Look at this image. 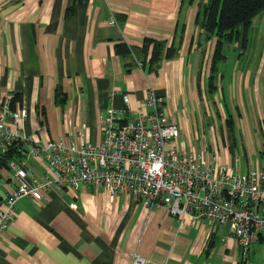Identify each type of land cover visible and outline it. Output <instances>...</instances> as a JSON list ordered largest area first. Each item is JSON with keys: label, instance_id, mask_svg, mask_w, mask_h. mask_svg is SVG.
Returning <instances> with one entry per match:
<instances>
[{"label": "crops", "instance_id": "crops-1", "mask_svg": "<svg viewBox=\"0 0 264 264\" xmlns=\"http://www.w3.org/2000/svg\"><path fill=\"white\" fill-rule=\"evenodd\" d=\"M195 6L196 0H0V99L11 93L24 103L25 129L38 137L97 140L108 90L116 89L112 105L125 106L120 119L134 118L150 86L178 133H186L189 116L199 118L201 128L200 100L203 96L207 110L203 92L213 38L201 55L195 47ZM258 15V53L242 67L236 55L225 82L217 64L213 75L215 111L210 106V140L203 142L215 146L219 161H229L232 152L239 160V154L251 158L247 155L264 150V9ZM177 22L184 24L179 47L150 64L152 40L167 45ZM120 42L128 46L125 52L117 49ZM121 92L127 94L125 104ZM224 92L229 101L234 97V113L227 108L232 131L223 118L214 122L218 108L223 114L218 94ZM252 160L260 164L256 154ZM9 180L0 182V202L14 185ZM206 226L187 217L179 223L164 205L147 206L121 191L110 196L103 185L51 187L44 199H16L13 220L0 230V264H128L133 253L147 258L143 264H237L240 249L229 238L221 243L219 226L206 238Z\"/></svg>", "mask_w": 264, "mask_h": 264}, {"label": "built area", "instance_id": "built-area-1", "mask_svg": "<svg viewBox=\"0 0 264 264\" xmlns=\"http://www.w3.org/2000/svg\"><path fill=\"white\" fill-rule=\"evenodd\" d=\"M115 91L107 92L97 140L38 137L25 129V104L11 93L1 97L0 182L11 178L14 185L0 202V230L13 220L18 197L40 200L51 187L72 190L91 183L103 185L110 196L121 191L147 206L164 205L179 223L184 217L203 219L206 238L219 226L221 243L229 238L241 252L264 236V150L259 164L250 158L239 163L233 152L229 161H219L215 146L203 141L198 147L178 146V127L152 87L145 88L134 118L120 119L125 106L112 105ZM121 98L125 104L127 94L121 92ZM146 260L133 253L128 264Z\"/></svg>", "mask_w": 264, "mask_h": 264}, {"label": "trees", "instance_id": "trees-1", "mask_svg": "<svg viewBox=\"0 0 264 264\" xmlns=\"http://www.w3.org/2000/svg\"><path fill=\"white\" fill-rule=\"evenodd\" d=\"M263 9L264 0H196L192 22L197 26L195 47L199 49L201 55L205 49L206 41L213 38L208 61V72L206 74V91L204 90L203 93L208 94L213 91L215 87L213 83V75L215 73L217 60L224 56V53L221 50L222 45L225 42L236 40L240 52L246 45L247 31L252 16ZM183 29V22H177L173 36H171L170 42L167 45H164L162 39L152 40L150 55L148 57L150 64L155 63L161 53H163L164 56H169L176 51L181 42ZM148 41V38L143 40L142 48L144 52ZM117 49L125 52L128 49V46L125 43L120 42L117 43ZM59 93L58 88L55 87L54 96L57 100H60V97L58 96ZM197 93H201L198 86ZM222 108L224 111V124L227 130L232 131L234 129V123L231 112L227 109L226 103L222 104ZM42 112L43 110H41V113ZM10 154L11 149L6 152V155ZM239 253L236 263L243 264L244 260L241 251Z\"/></svg>", "mask_w": 264, "mask_h": 264}, {"label": "rangeland", "instance_id": "rangeland-1", "mask_svg": "<svg viewBox=\"0 0 264 264\" xmlns=\"http://www.w3.org/2000/svg\"><path fill=\"white\" fill-rule=\"evenodd\" d=\"M258 18L259 15L258 13L254 14L251 18L250 24H249V29L247 31V42L246 45L242 48V51L239 52L240 48L237 46V41L236 40H231L228 42H225L222 47L221 50L224 53V57H221L218 62H217V67L218 70L221 71L222 74V82H225L226 79H228V76L230 74L231 68H232V63L235 60V56L238 55V65H240L242 67V65L245 62L250 63L253 59L254 54L258 53V48H260L261 46V42H260V38L261 35L259 37V42H257V36L255 34V28H256V24L258 22ZM197 27V26H196ZM195 54L198 53V50L196 49L194 51ZM226 78V79H225ZM224 79V80H223ZM205 94V102H206V109L204 107V98L203 96L201 97L200 100V105L203 107L202 111H201V118L203 120L202 126L200 128L199 125V118H193L192 116H189L190 118V124H187L186 127V133H178V135L176 136V144L179 145H184L186 146H191V147H198L201 145V142L206 139L210 140V131L208 130V123L213 122V118L211 116V109L213 111H215V105L212 102V95L211 93H204ZM218 100L220 101L221 104H225L226 103V107L231 110L234 113V108H232V106L234 107L235 104H233L234 101V97H232V100L229 101L228 97H226V93L224 92V95L222 94H218ZM178 106H181L179 102H177ZM208 105V106H207ZM210 106L212 107L210 109ZM218 108V107H217ZM182 112V115L185 116V118H188V115L186 114V110L184 111L183 109H180ZM224 112V111H223ZM247 115L252 116L251 111L247 110ZM222 111H220V109L218 108L217 110V115H215L214 118V122L217 124L219 122L222 121ZM194 119H196V123L194 121ZM193 120V121H192ZM219 128V126H218ZM195 130V132H194ZM203 131V133L201 132ZM236 138L239 139V134L236 133ZM241 139V138H240ZM209 142V141H207ZM237 144V148L239 147V141L237 140L236 142ZM211 145V144H210ZM256 154V158L257 160L261 163L262 161V156L259 154V152H255L254 154L251 155H247L250 156V159H253L255 157ZM245 158H249L246 157L242 154H239V163H244ZM236 164V161H233L232 166H234ZM203 220V219H202ZM217 237L219 235H216ZM240 254V253H239ZM238 254V255H239ZM241 255L243 256L244 262L243 264H264V236L261 240L255 241L252 244H250L245 250H243V252H241ZM230 262V260H229Z\"/></svg>", "mask_w": 264, "mask_h": 264}]
</instances>
